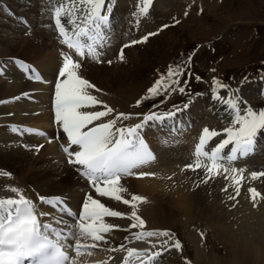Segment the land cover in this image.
Returning <instances> with one entry per match:
<instances>
[{"label":"snow or ice","instance_id":"obj_1","mask_svg":"<svg viewBox=\"0 0 264 264\" xmlns=\"http://www.w3.org/2000/svg\"><path fill=\"white\" fill-rule=\"evenodd\" d=\"M153 2L154 0H140L134 15H148ZM104 4L105 0H67V6L60 3L52 11L59 43L70 52H61L62 64L57 70L54 84L51 123L59 130L55 138L60 140L61 132L66 138V143L60 144L61 151L67 157L66 163L87 182L91 191L85 193L80 210L73 211L66 198L38 195L34 201L19 187L7 188V191L15 195L0 196V264H84L82 258L91 256L96 250L124 253L122 258L108 255L107 260L100 264H153L161 251H153L157 244L152 243L149 238H157V243L164 251L170 247L176 250L182 248L181 242L174 240V234L168 230H145V221L137 214V208L146 199L137 194H131L130 199L125 198L123 194L128 189L122 184V180L127 177L144 178L155 175L142 171L156 159L143 138V130L150 124H163L166 120L178 122L179 114L190 105H173L171 110L162 113L150 111L142 114L139 123L129 125L124 122L141 114L116 113L115 109L91 94L90 90H101L81 76L79 71L83 68L85 57L102 63L101 49L108 40L106 29L110 20L108 14L102 13L112 11L111 6L105 9ZM175 23L178 24L179 21L175 20ZM168 27V24H164L156 32H150L139 40L123 45L118 59L124 60V48L145 43L151 36L158 35ZM73 54L77 59H74ZM190 62L191 57H188L183 63L170 65L166 73L161 74L147 89L146 94L137 100L136 106L139 107L145 100L168 96L174 92L184 94L188 80L182 78L185 77L186 65ZM17 63L29 73V79L41 80L34 68L30 69L19 61ZM108 63L111 64L112 61L109 60ZM187 74L190 76V71ZM195 78L198 81L201 79L199 76ZM213 85L212 98L225 104L233 113L231 124L223 129L225 138L211 151L206 150L207 144L221 133L204 127L193 153L194 161L186 164L181 171L191 170L196 173L201 170L203 176L197 181V186L208 184L221 174V170L232 174L235 195H229L228 199L236 200L240 195L244 170L230 165L240 158L254 154L257 138L264 134V110L256 112L247 107L242 111L240 98L235 93L227 99L219 95V90L228 88L227 85L216 78L213 79ZM97 107L100 110H91ZM110 116L111 119H106ZM13 131L21 129L14 127ZM23 131L35 132L33 129ZM36 134L45 135L43 132ZM229 146L230 151L225 155V149ZM42 147L43 145L36 146V151ZM237 175L240 179H237ZM0 176L11 174L5 171L0 172ZM259 177H264V171L251 173L253 180ZM168 179L171 180L172 177ZM223 191H228V185ZM248 192L254 207L257 198L264 199L255 188H249ZM93 193L128 205L132 209L131 214L106 206L100 199L94 198ZM42 205H47L59 215L54 216L52 211L42 210ZM46 217L49 219H45ZM106 217L131 221L127 228L122 229L129 232L130 236L125 237L117 246H112L107 236L120 226L106 222ZM133 229L138 231H132ZM138 241L148 242L151 247L129 246Z\"/></svg>","mask_w":264,"mask_h":264},{"label":"bare ground","instance_id":"obj_2","mask_svg":"<svg viewBox=\"0 0 264 264\" xmlns=\"http://www.w3.org/2000/svg\"><path fill=\"white\" fill-rule=\"evenodd\" d=\"M48 1L49 0H39V10H37V13H39L38 17L40 18V28H42L44 32L37 29L32 32V36L34 37L33 41H30L29 38L21 39L20 43L22 45L18 44L14 47L13 45L9 46L7 43H3L0 50V102H16V105H0V145H3L0 146V172L6 171L11 174V176H0V196H14L15 194L7 191L6 189L9 187H19L23 190L27 197L33 199L34 201L37 200L38 195L45 197L61 196L70 201L72 205L77 206L82 200V195L79 194V192L82 189L85 190V183L83 180H80L76 173L65 164L64 157L62 156L63 154L59 151L58 146L54 141L48 142L49 140H46V137H39L36 133L35 136L25 137L21 134L23 138H19L18 142L20 144L26 143L24 146L21 144L19 149L16 148V150L6 147L8 142L17 141L15 139L17 138V133H14L13 131L14 127H22L23 129L33 127L36 132L43 133H51L50 131L52 130L51 121L53 113H50L49 111V103L50 98L54 94V87L52 84L56 76V71L60 66L59 58L63 50L60 47L62 45L57 44L53 28L50 26L47 19V13L48 10H50L49 5L51 6L53 4V2H51V4L48 3ZM214 1L215 0H154L153 5L150 8V12L146 16L134 15L137 11V5L140 3V0H116L115 3L117 4L114 3L113 6H115V10H117L116 15L118 13L120 14L122 11L123 14H126V23L129 21L127 24H121V29L123 31L128 28L131 22L138 25V28H136L138 31L137 33L133 32L134 28H130L129 30V35H133V40L141 39L145 33H150L154 30V32H156L162 26L160 24L162 19H165V24H168L169 27L167 30L165 29V32H159L160 35L158 38L162 35L165 39L170 37V35L173 36V34L177 31V28L182 30L185 26H189L193 23L194 19L191 17L192 13H189V10L194 11V9H191L192 6H198L197 4L199 2L213 3ZM19 3L20 2L14 4L12 3L11 8L14 9V7H18L17 5L21 6ZM130 7H133L132 10ZM212 7L214 8V5ZM28 11L29 13H26L27 15H35L37 17L35 14L36 12L33 13L34 11L32 12L31 7ZM11 12L15 15L13 10ZM185 12H187L186 16ZM113 15H115V12ZM42 20L44 22L41 23ZM173 20L179 21L177 28H173L171 23H167L173 22ZM28 21V27H30L32 21ZM16 25L18 26V31L25 28L20 22L14 24L15 27ZM3 26L5 27V25ZM8 30H11V28L8 27ZM122 30H118L120 34ZM11 31L15 32L16 30L13 29ZM132 37H127L129 40L124 42L129 43L132 41ZM153 37L154 36H151L144 44L135 45L134 47L145 46V44L147 47L150 42L158 39H154ZM121 39L123 41L125 38H123L122 35L112 37L111 42L114 46H118L121 45ZM35 40L37 41L36 45L33 44ZM51 40L54 43L55 50L51 47ZM165 40L167 42V39ZM165 40L162 41L165 42ZM48 43L50 44L48 45ZM15 48L24 54L31 53L34 55L33 57L35 60L32 63L35 65L33 66L38 67V69L42 72L45 80L44 83L27 79L22 74V66L18 64L16 60L10 58L7 59L8 57L14 56L11 55V50ZM137 48L138 49L134 48V53H136L137 50H140V47ZM165 48L166 46L164 47L161 43L160 45H152V47L148 49L149 51L137 52V57L130 59L131 61L128 63L129 65L126 68L124 61L125 58L129 56L128 54L132 52V46L131 48H124L125 58L123 61H116V63L112 62L110 66H96L93 61H86L83 63L84 65L86 64L83 66V72L80 71L79 74L96 85V87L102 89V92L100 91L98 94L102 93L107 95L106 88L112 89L114 98L111 96H96L113 109L128 114L130 113L129 105H125L124 100H128L129 102L132 101L133 97L129 93L134 90H138L143 86V84L147 81L149 72L159 65L166 56ZM104 52L106 56L102 60H108L109 56H111L110 49ZM113 55L115 56V53L112 52V56ZM88 62H92L93 64ZM130 67L132 68L130 69ZM27 85L33 88H30ZM115 85L118 86L116 89L114 87ZM121 89L127 91L126 94L116 92ZM91 94L95 95L92 90ZM5 108H9L10 113L13 111V115H11L12 117L10 116L6 118V113H4ZM197 108L198 107L195 109L192 108V111L194 110V114L196 115L199 110ZM91 110H100V108L97 107ZM14 116L15 118H13ZM111 118L112 117L110 116L106 119ZM193 120L194 119L191 118L190 122L192 123ZM136 121L137 120H133L131 122L125 121L124 123L134 125ZM214 123L210 122L213 127H209V129L216 127L219 131L221 129L220 126H222L223 123ZM156 129H158V131H148L146 135L147 143L151 146L153 153L156 156L155 161H153V163L150 164L146 170L155 173V175L140 179L138 182L132 179L122 181V184L128 189V192L124 193L125 198L130 199L131 194H137L144 197L146 202L151 203L150 205L146 202L139 204L137 208V214L145 221V226L147 228L166 229V224L168 222H174L180 219L183 221L182 227L185 228L187 224L193 220V217L187 216H189V214L196 216L197 214L211 224L213 231L227 245L228 251L231 252L232 259H227L225 264H253L254 262L255 264H264V225H255L253 221H251L253 217L255 218L258 215L262 216V214L261 210H259V214L257 213L258 215H255V210L252 209L253 201L249 200L250 194L246 192L243 193L242 191L241 196L247 195V197L244 200V204H241L240 210L242 209V211L237 212L240 214L236 219L230 220L228 222V226L224 222H221L220 217L216 215L217 208L215 207L216 205H219L218 202L215 200L208 201L203 196L204 184H200L195 187L193 185L194 182L192 183L188 180L190 177H188V173L185 171L182 173L179 172L181 166L187 162L186 157L188 154V148L187 143L185 142L190 141L191 137L194 135L195 131L193 127H191V131H186L184 129L180 130V133L172 137V139L170 136H167L164 131L162 132L159 127ZM157 132H160L159 136L157 135ZM61 135V139L66 141L62 132ZM150 135L152 136L150 137ZM223 138H225V135ZM163 141L165 143L164 147H162ZM38 145H43V147L37 152L36 146ZM26 146L28 148H26ZM34 153L36 155H34ZM226 154L227 151H225V155ZM250 163L253 164V161H250ZM161 168H163V170H161ZM177 169L179 170L177 171ZM253 169L259 171L262 168ZM54 176H58L59 180H52ZM170 176L172 179L166 180V178ZM218 176L220 181L225 183L224 186H220L222 190L226 185H228L229 190L225 192L226 197L228 198L229 195L233 194L230 192V190H232L231 185H233L231 179L232 175L229 174L228 176V174H220ZM225 176H228L229 178L225 179ZM133 184L137 185L133 186ZM68 187L70 190H72V188L76 189L75 191L73 189V193L70 194L66 190ZM190 187L197 189V192L194 194L189 193L188 191L191 189ZM233 187V191L235 192V186L233 185ZM62 191H64V193L67 192L68 195L62 196ZM260 193L261 196L264 197V185L261 186ZM96 198L100 199L106 206L109 207L110 205V207L114 210L121 211L127 215L131 214L132 209L128 205H124L122 202L113 204L111 201H105L106 198L104 197L97 196ZM255 204L257 209L264 208V199L258 198ZM232 205L233 203L228 204V206ZM41 208L44 211H52L54 216L59 215L56 211L51 210L47 205H42ZM230 215H233L232 211L226 215V218L230 219ZM45 219L49 218L46 217ZM105 220L108 223L120 226L119 229H114L113 232L107 236L112 246L119 245L124 241L125 237L130 236L129 232L122 230L128 227L131 223L130 220L126 218L111 217H106ZM218 225L226 227L227 230L231 231L225 233ZM132 231H138V229H133ZM190 236V242L193 246L191 251L186 250L181 253V251H176V249H174L173 251H170L167 256L166 253H164L165 255H163V258H168L165 260L171 264H177L181 263L183 255H186L190 256L196 264H224L213 254L208 255L200 249L198 244L201 243L199 240L197 242V238L194 234L191 233ZM149 240H151L152 243H156L157 247L160 246L157 243V238H149ZM129 246L150 248L151 244L145 241H138ZM237 246L239 248H236ZM240 247H243V249L241 250ZM156 250L160 249H153V251ZM258 253L259 256L257 255ZM108 255L122 258L124 253H107L105 251L96 250L91 256H86L82 259L84 260V264H100V262L107 260ZM237 258H239L240 263H236L235 260ZM109 264H111V262H109Z\"/></svg>","mask_w":264,"mask_h":264},{"label":"rangeland","instance_id":"obj_3","mask_svg":"<svg viewBox=\"0 0 264 264\" xmlns=\"http://www.w3.org/2000/svg\"><path fill=\"white\" fill-rule=\"evenodd\" d=\"M110 1L111 3H113V0H110ZM18 2H20L19 4L21 6L17 5L18 7H14V9L16 8L15 10L12 9L11 4L18 3ZM106 2L108 1L105 0V3ZM197 5L198 6L196 5H194V7L192 6L191 9H194V11L189 12V13H192L191 17H193L194 19L193 23H191L189 26H185L184 28H182V30H180V28H177L178 24L175 23V20H173V22H167V23H171V25H173V28H177V31L173 34V36L170 35V37L165 38L167 39V42L163 38L164 36L162 37V35L160 36V38H158L160 35L158 34L157 36L153 37L154 39L155 38H158V39L156 41L150 42L147 45V47H146V44L145 46L132 47V52H130L128 54L129 56L125 58L124 65L126 68L129 65L128 63L131 61L130 59L137 57V52L147 51L148 49L152 47V45L154 46L155 44L160 45L162 43L164 47L166 46L165 48L166 56L163 58V60L160 62L159 65H157L154 69H152L149 72L147 81L143 84V86L140 89L134 90L129 93L133 97V99L131 98L132 101L129 102L128 100H124V104L129 105L130 112H133L134 114L138 113L142 115V114H145L147 110L149 111L152 109L165 111L166 108L173 106L175 103H181L184 101L189 102V100L195 96H196L195 99H198L202 97L203 94H205L204 96L208 94L213 95L212 89L214 86L213 85L214 78H216L221 83L228 86V88L219 90V95L221 97L227 99V97L229 95H232L233 93L239 96L240 101H241L242 111L244 108H247V107H250L253 111H256V112L264 110V97H262L261 95L258 96L259 93H256L255 91L256 89H258L260 92L264 91V86H262V88H259L261 85L259 87H253V88L250 87V84L261 80L262 77L264 76V0H215L213 3H210V2L200 3L199 2ZM213 5H214V8L212 7ZM30 7L32 8V12L33 11H34L33 13L36 12L35 14L38 17L39 13H37V10H39V0H11V1L10 0H0V50L2 48L3 43H7L9 46L13 45L14 47L18 44L19 45L21 44L20 43L21 39L29 38L30 41H33L34 37L32 36L33 35L32 32L37 29L39 31L41 30L42 32H44L43 29L40 28V24H39L40 18L39 17L37 18L35 15L26 14V13H29L28 9H30ZM10 8L15 12V15H13V13L12 14L8 13V10ZM113 8H115V6H113ZM132 8L133 7H130L131 10ZM11 9L10 11H12ZM117 16H119L120 18L123 16L122 23H125V24L129 23V21L126 23V20H127L126 14L125 13L123 14L122 11L120 12V14L118 13ZM20 18L23 21H21ZM28 20L32 21L30 27H28V23H27L29 22ZM18 22H20L25 27V28H22L21 31H18L17 25L16 27L14 26V24ZM42 22L44 21L42 20L41 23ZM48 22L50 24L49 20ZM122 23L120 20V23H118L120 24V27ZM160 24L164 25L165 19H162L160 21ZM3 25H5V27ZM41 25H44V24H41ZM8 27H10L11 30L14 29L16 31L13 32L11 30H8ZM166 30L164 29L163 31H160V33L161 32L163 33ZM131 39L133 40L134 38L132 37ZM161 39L165 40V42H163ZM50 42L52 43L51 45L52 49L55 50L53 41L51 40ZM33 44L36 45L37 41L35 40ZM49 44L50 43H48V45ZM57 44L59 43L57 42ZM60 47L62 48V46ZM137 47H140V50H137V52L134 53L133 50L134 48L138 49ZM193 49L195 50L192 53ZM11 55H14V56L8 57L7 59L9 58L10 59L15 58L18 60L20 59L26 62H30L32 65H35L32 63L35 60V58L33 57L34 55L31 53L24 54L22 52H19V50L15 48L11 50ZM188 57H191V62L187 64L188 67L186 69V75L184 77V79L188 80V87L186 88V91L184 94H179L176 92L171 93L170 95L164 98L163 102L157 104L151 109H145V108H141V106L139 107L136 106L137 100L141 99L146 94L147 89L153 85L154 81L158 79L161 74L166 73L170 65H173V63L175 62L185 60ZM109 60L116 63L115 59L113 60L108 59L107 61L105 60V61H102V63H98V64L97 62L93 61V63L96 64V66H110V64L108 63ZM84 62L86 61H83V63ZM88 63H92V62H88ZM85 65L83 64V66ZM131 68L132 67H130V69ZM80 71L83 72V68ZM189 71L191 73L190 76L187 74ZM207 75L211 76L210 80H207ZM196 76L201 77V79L199 81L196 80L195 78ZM3 83H6V82H3ZM27 86L30 88H33L29 85ZM114 87L116 89V87L118 86L115 85ZM106 89H107V95L102 94V93L98 94V92L94 90H92V92H94L95 95H98V96L100 95L102 97L111 96L112 98H114L112 89L110 88H106ZM237 89H238V92L236 91ZM30 90H33V89H30ZM100 90L102 92V89ZM193 91H196V92H193ZM116 92H120V94L122 93L126 94L127 91L121 89ZM215 101L213 100L214 105L216 104L218 106L224 105L220 101H216V102ZM4 104L8 106L16 105V102H10V101L9 103L0 102V105H4ZM198 105L199 104H197L196 106ZM196 106H194L193 109H195ZM4 110H5L4 113H6L5 114L6 118L10 117L9 115H13L12 113L13 111L10 113L9 108H5ZM230 112H231V117H232L233 113L231 109H230ZM8 113L9 115L7 116ZM13 118H15V116ZM199 119L201 121H206L209 118L207 114L202 113L201 115H199ZM133 120L135 119H132L131 121ZM223 127L226 128L225 123L222 124V126H220L221 129ZM151 136L152 135H150V137ZM23 144H26V143H23ZM0 146H3V145H0ZM20 146L21 144L17 146L15 142L13 143L11 142L10 144H7L6 147L16 150V148L19 149ZM26 148L28 147L26 146ZM34 155L36 154L34 153ZM258 166H260L261 168H264V161H261L260 164H258ZM163 168H161V170H163ZM181 169L182 168H180V171H179L180 173H182ZM178 170L179 169H177V171ZM221 174L227 175L228 173H223V171H221ZM218 177L219 176L217 175L213 182L210 180L208 184H204L203 196L208 201L215 200L218 202L219 205H216L215 207L217 208L216 215L220 217L221 222H224L228 226L229 225L228 222L230 220H234L239 216L240 213L238 214L237 212L242 211V209L240 210L241 204L242 205L244 204L245 202L244 200L246 199L247 195H242V196L240 195L236 197V200L230 201V199L226 197L225 191H223L222 188H220V186H224L225 183L223 181H220ZM167 179L168 177L166 178V180ZM52 180L58 181L59 177L54 176ZM132 180L138 182V180L136 179H132ZM188 180L192 183L193 182L195 183L194 178L191 176L188 178ZM252 182L253 183L251 185L253 186L256 185L254 188L258 192H260L261 186L264 185V177L257 179V181L253 180ZM257 182H261V183L259 184ZM134 185H137V184H133V186ZM190 188L191 189H189L188 191L189 193L194 194L197 192V189H195L194 187H190ZM231 188L232 190H234L233 185H231ZM73 189L75 191L76 188H72V190H70V188L68 187L66 190L68 193L71 194L73 193L72 192ZM248 189L249 187L245 186L241 190V192L243 191V193L246 192L249 194ZM67 192L64 193V191H62V196L68 195ZM93 195L95 198L97 197L95 196L94 193ZM105 201L107 202L111 201V203L113 204L118 203V201H113L108 198H106ZM146 203H148V205L151 204L150 202H146ZM231 203H233V205L235 206L234 207L233 205L228 206V204H231ZM252 209L255 210L254 211L255 215H258L259 210H261L262 216L258 215L255 218L253 217L251 221H253L255 225L256 224L264 225V221H263L264 220V212H263L264 208L257 209L256 206L255 207L253 206ZM231 211L233 212V215H230V219L226 218V215L228 213H231ZM187 217H193V220L190 221L185 228L182 227L183 221L179 219L174 222H168L166 224V229H160V230H168L171 233H174L179 238L178 240L181 242V245H182V249L179 250L181 251V253H183V251H186V250L191 251L193 249L192 243L190 242V237H191L190 234L192 233L195 236L197 235V242L199 240V242L201 243V244H198V246L206 254L208 255L213 254L219 260H221V262L224 264L227 261V259L229 258L232 259V254L230 251H228L227 245L213 231L211 224H209L205 219H203L201 216H198L197 214L196 216H192L191 214H189V216ZM219 228L225 233H228L229 231H231V230H227L226 227H223V226L222 227L220 226ZM145 229L151 230L147 228L146 226H145ZM154 229H158V228H154ZM236 248H239V247L237 246ZM240 249L242 250L243 247H240ZM257 255L259 256V253ZM182 259H183L181 262L182 264H196L190 256L183 255ZM160 261H161V264H171L170 262H167L166 260L164 261V259ZM235 261L236 263H240L239 258H237ZM181 263H177V264H181ZM253 264H255V262Z\"/></svg>","mask_w":264,"mask_h":264}]
</instances>
